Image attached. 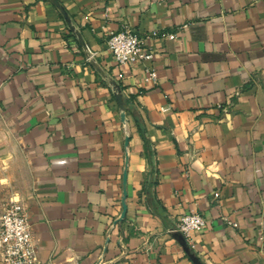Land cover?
<instances>
[{
  "label": "crops",
  "instance_id": "0c3cea01",
  "mask_svg": "<svg viewBox=\"0 0 264 264\" xmlns=\"http://www.w3.org/2000/svg\"><path fill=\"white\" fill-rule=\"evenodd\" d=\"M59 2L85 44L53 0H0V216L25 204L34 264H264V0ZM124 26L157 84L110 52Z\"/></svg>",
  "mask_w": 264,
  "mask_h": 264
},
{
  "label": "built area",
  "instance_id": "2783aa9c",
  "mask_svg": "<svg viewBox=\"0 0 264 264\" xmlns=\"http://www.w3.org/2000/svg\"><path fill=\"white\" fill-rule=\"evenodd\" d=\"M157 33L154 31V34ZM168 36L176 37V33H168ZM107 44L119 65L143 61L144 82L158 83V70L150 63L155 56V51L146 45L145 38L135 29L129 26L108 29ZM168 108V106L163 107L165 110ZM219 196L220 192L216 191L215 197ZM226 220L232 222L228 218ZM207 222V218L200 211L186 212L180 217L174 229L187 236L193 231L203 230ZM0 256L4 264H34L37 260L32 223L27 207L18 199L7 201L0 216Z\"/></svg>",
  "mask_w": 264,
  "mask_h": 264
},
{
  "label": "water",
  "instance_id": "95a60500",
  "mask_svg": "<svg viewBox=\"0 0 264 264\" xmlns=\"http://www.w3.org/2000/svg\"><path fill=\"white\" fill-rule=\"evenodd\" d=\"M54 3L56 5H58V7L61 9L62 13L64 14V16L66 17L67 21L69 22V25L71 26L72 29L75 30V27L74 25L72 24V21H71V17L69 16L67 10L65 9V7L63 5H61V3L59 2V0H53ZM76 31V30H75ZM80 41L82 44H85L84 43V40L81 36V33L79 31H76ZM111 83L113 85V89H114V93L117 97V100L119 101V104H120V107H121V110H122V118L124 120H127V117H126V105H125V100H124V97H123V93H122V90H121V85L115 81V80H111ZM127 143H128V138H127ZM123 200H122V203H123V210H122V213L119 217V220H122L126 214H127V209H128V204H127V201H126V198L128 196V189H127V169L125 170L124 172V190H123ZM178 235H179V238L181 239L182 243L185 245V247L189 250V246H188V243H187V240L184 236V234L182 232H177ZM192 257L196 260V262L198 264H204L196 255L192 254Z\"/></svg>",
  "mask_w": 264,
  "mask_h": 264
}]
</instances>
